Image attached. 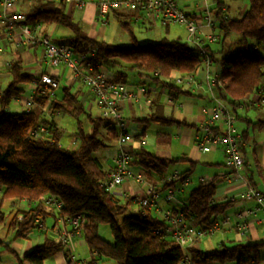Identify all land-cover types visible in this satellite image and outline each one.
<instances>
[{"label":"trees","instance_id":"16d2710c","mask_svg":"<svg viewBox=\"0 0 264 264\" xmlns=\"http://www.w3.org/2000/svg\"><path fill=\"white\" fill-rule=\"evenodd\" d=\"M246 1L247 8L244 12L239 17H232L223 13L222 0H211L214 3L213 15L216 22L215 40L224 42L230 34L236 40L219 51L218 57L206 44L203 45L212 62L219 66L218 77L223 83L220 91L233 114L245 96L264 93V56L255 50V46L264 45V0ZM65 8L66 2L63 0H35L25 13L24 23L67 28L70 35L61 37L60 41L75 55L85 56L79 65L82 72L96 73L99 66H104L115 72L110 81L122 83L126 74L117 68L120 62H124L131 69L142 72L150 81L160 82L173 90L175 95L189 94L173 83L170 74L173 71L182 75L196 73L203 62L194 47L178 39L167 38L140 44L132 32L128 14L119 15L118 22L128 34L129 44L119 45L93 39L78 21L66 13ZM135 11L141 20L146 21L140 16V11ZM5 70L9 74V80L0 87V226L11 215L7 229L13 231V239L16 240L27 238L34 229L36 232L40 231L39 224L43 225L42 221L48 213H55L64 222L81 213L87 218L81 237L88 249L95 252L96 257L86 263L66 257V264H99L101 258L112 260L116 264H180L183 252L164 232V220L154 215L155 211L151 209L138 206V209L130 210V202L137 201L136 198L118 196L105 184L108 172L103 170L93 153L104 146V140L99 134L102 126L107 133L111 131L113 137L117 136L115 123L101 115L91 117L78 93L66 85L58 88V83L54 88L39 90L34 95V105L30 109L11 112L8 110L11 102L24 94L27 84L37 77L23 71V63L16 51ZM75 79L84 85L79 78ZM91 94L96 103L94 94ZM47 102L53 110L70 115L76 120V148L63 147L59 143V131L41 115L40 110ZM86 117L92 124L89 131L84 130L81 123V119ZM151 119L164 124L171 121L163 117ZM37 126L45 127V132L36 136L30 132ZM130 153V165L145 173H160L165 167L164 158L153 155L142 146L131 148ZM189 171L180 175L188 174ZM217 183L215 178L201 182L179 199L188 209L187 218H191L196 226L212 224L232 204L228 200H214ZM173 184L169 182L164 187ZM182 194L185 193L182 192L177 197ZM43 197L57 199L61 203L59 208L43 205L39 201ZM7 198L24 200L28 209L5 211L3 202ZM18 213L22 214L20 220L17 219ZM37 218L39 222H36ZM100 223L109 226L112 243L98 235L97 225ZM156 228L160 232L156 233ZM258 247L254 243L230 240L212 250L190 247L189 253L192 264H263L264 258L258 256ZM10 250L17 264H44L48 255L62 249L45 235L42 243L35 245L21 257Z\"/></svg>","mask_w":264,"mask_h":264},{"label":"crops","instance_id":"0c3cea01","mask_svg":"<svg viewBox=\"0 0 264 264\" xmlns=\"http://www.w3.org/2000/svg\"><path fill=\"white\" fill-rule=\"evenodd\" d=\"M35 0H19L14 11L18 14H24L30 8ZM84 6L78 8L72 3H66V13L70 14L74 20L78 21L84 31L90 38L107 41L112 44L127 45L130 43L126 38H121L119 32L112 30L108 24L110 19L117 21L118 16L128 14V21L133 32L132 24L140 23L141 27L151 29V33L155 40L147 41L155 42L161 38L178 39L186 42L189 46L193 47L191 37L185 25L176 22H161L157 19L141 20L135 10L126 8L116 9L110 11L106 16V22L102 24L96 16V1L97 0H83ZM176 4L187 12L188 16L194 19L199 24L198 35L206 44L208 48L214 52L218 57L219 51L226 49L231 45L236 37L229 35L224 42L214 40L213 42L206 41V36L210 33L216 34L214 23V3L211 0H174ZM224 2L223 13L227 16L239 17L247 8L246 0H222ZM207 16L210 17L212 25L208 24ZM143 21V22H142ZM120 27V25H119ZM5 25H4V11L0 5V87H3L9 80V74L5 70L9 60L13 57V52L19 55L23 63V71L26 74L38 77L40 74L52 75L58 85H66L72 88L73 91L78 93L80 101L85 108L90 112L91 117H100V110L96 105L91 92L82 85L78 80L71 77V72L62 64L51 66L42 59V48L40 46H30L27 44L16 45V39L20 35V29L15 28L11 40L5 38ZM41 32L49 36L51 41L61 43V37L69 36L70 31L58 25L45 26L42 24ZM134 34V33H133ZM135 36V35H134ZM117 38L120 41H115ZM136 38V36H135ZM139 43V41L136 39ZM141 44V43H140ZM15 50V51H14ZM255 50L264 56V45L255 46ZM213 64L211 70H213ZM119 71L124 72L126 75L122 83L132 92V95L118 101V107L121 111L122 117L127 122V130L131 136L129 146L137 148L144 147L153 155L164 158L166 160L165 167L162 172L145 173L141 171L145 180L151 183H157L163 176H168L173 172L179 174L190 170L187 175L190 177V183L184 189L182 198L186 192L195 187L201 182L211 181L216 179L218 181L214 194L216 202L225 200L230 196H235L243 191L248 185H252L260 190L264 195V100L263 95L249 94L245 96L244 101L237 107L234 112L235 127L244 134L245 145L243 147L244 166L239 170V175H235L231 167L227 166L224 161V155L220 148L213 147L207 151H201L198 147V140L201 134L199 126L204 121L206 114L204 108L210 107L215 104L216 100L223 102L228 108L227 101L224 94L216 87L209 84L205 78V65L203 64L196 73L195 81L190 86H181L180 90L188 91L189 94H174L173 90H169L160 82L150 81L142 72L133 70L129 64L120 62ZM98 71L103 73L107 78L111 79L115 72L104 66H99ZM177 72H172L170 76H175ZM164 79H166L164 77ZM30 82L26 86L25 93L15 98L8 107L11 112H20L26 110L24 102L30 97L31 91L29 88ZM58 89H56L57 91ZM41 115L52 122L55 128L60 133L59 143L70 149L68 146L75 142V131L77 123L75 120L74 131L72 138L68 136L63 142V127L60 121V114L46 103L40 110ZM152 117H163L170 119L169 123H160L152 120ZM145 119V120H144ZM151 119V120H150ZM84 130L89 131L92 127L90 120L86 118L81 119ZM112 126V125H111ZM100 137L104 140V146L93 153V156L98 160L103 170L108 172L113 168V157L118 149V144L112 132L107 133L106 129L102 126L99 131ZM141 138L145 139L144 144H140ZM75 147L76 148V145ZM73 148V149H74ZM185 158V159H183ZM172 161H169L171 160ZM193 162L191 165L190 162ZM113 191L122 196L126 194L128 197L139 198L143 192L144 187L142 183L128 180L123 184L115 187ZM254 200H239L236 199L232 202L231 206L222 214L227 216L228 219L220 229L210 237H203L195 241L192 247L202 250H212L218 247L222 242L230 240L241 241L243 243L258 244L264 253V209L255 210L253 213L248 214L247 220L248 230L244 236H239L235 229V224L238 221L237 214L245 212L246 209H253L255 207ZM137 201H131L129 205L130 210L138 209ZM27 205L24 200H16L14 198H7L3 202V209L5 211H14L17 208H26ZM165 207V206H164ZM154 209H151V211ZM155 211V210H154ZM155 213V214H154ZM153 214L159 216L155 211ZM55 214V213H54ZM54 214L48 213L43 219L42 224L45 229L39 228L40 231L34 229L31 235L27 238L13 239V231L7 229L8 218L6 223L0 226V244L7 246V250H14L16 254L21 257L27 253L32 247L42 243L45 235L55 242L53 234L48 228L52 226L67 227L68 222H64ZM22 214H17V219H21ZM41 238H38V237ZM37 240L36 242L34 240ZM41 240V241H40ZM56 243V242H55ZM75 249L81 253L79 263H86L91 258L96 257L93 251H90L86 246L81 235L76 240ZM8 257L5 253H0V264H17L16 259H8L2 261V258ZM75 261V260H73ZM111 260L101 258L99 264H113ZM44 264H66V255L63 250L51 253L48 255ZM116 264V263H115Z\"/></svg>","mask_w":264,"mask_h":264},{"label":"built area","instance_id":"2783aa9c","mask_svg":"<svg viewBox=\"0 0 264 264\" xmlns=\"http://www.w3.org/2000/svg\"><path fill=\"white\" fill-rule=\"evenodd\" d=\"M19 0H0V5L4 11L5 38L11 40L13 30L20 29V35L16 39V45L27 44L30 46H40L42 48V59L51 66L62 64L71 72L72 78H79L80 81L92 92L96 99V104L100 110V115L104 118L111 119L117 129L116 142L118 149L113 157V168L107 173L105 184L109 190L123 184L128 180L143 184L144 192L136 198L141 208L154 209L159 213V217L164 220V232L171 237L183 252L180 264H192L189 248L193 246L195 241L206 235H212L217 232L221 225L228 219L222 215L218 220L209 225L196 226L192 219L187 218L188 209L180 202V195L186 186L190 183V177L187 174L180 175L176 171L168 176L161 177L158 182L151 183L145 180L141 171L130 165L131 153L129 142L131 136L127 130V122L121 115L118 107V101L123 98L130 97V92L123 83L110 81L103 73L82 72L79 68L80 62L84 59V55H75L71 49L63 44L51 41L48 35L41 32L42 24H26L24 23L25 15L15 13V5ZM37 1H53L61 0H37ZM66 3H72L78 8L84 6L83 0H63ZM130 9L140 11L142 19H157L161 22H176L185 25L189 36L192 39L194 48L200 55L205 65V78L209 84L220 90L223 83L219 79V66L212 62L211 57L203 48V41L199 38V24L190 18L186 11L181 9L174 0H97L95 9L97 19L104 24L107 14L116 9ZM208 24L211 26L212 21L207 16ZM216 34L210 33L206 36V41L213 42ZM1 49V47H0ZM213 64L215 67L211 70ZM177 72V71H176ZM170 78L176 84L181 86H190L195 81L193 74L182 75L178 73ZM57 86L56 79L49 74H40L37 79L30 82V97L24 102L26 110L34 105V95L39 91ZM264 105V100L262 101ZM206 117L199 126L201 131L198 147L201 151H207L213 147L222 150L224 161L227 166L231 167L235 175H239V170L244 166L243 147L245 139L241 132L235 127V115L221 101L216 100L215 104L203 109ZM45 132V127L37 126L31 130V134L39 135ZM141 145L145 143V139L141 138ZM169 182L174 184L166 186ZM123 197H128L126 194ZM231 200H254L255 207L246 209L245 212L237 214L238 221L235 224L236 232L239 236H244L248 230L247 215L255 210L264 209L263 193L252 185H248L241 191L237 197H228ZM43 205L58 209L60 202L53 197H43L39 200ZM165 206V207H164ZM189 219V220H188ZM39 222V219H36ZM87 222V218L81 214H75L68 220V226H52L48 228L53 234L54 240L61 246L67 258L79 261L80 256L75 249L76 240L81 235V230ZM39 228L45 227L39 224ZM155 232H160L159 228ZM95 254V252H93ZM81 261V260H80Z\"/></svg>","mask_w":264,"mask_h":264},{"label":"rangeland","instance_id":"374dc122","mask_svg":"<svg viewBox=\"0 0 264 264\" xmlns=\"http://www.w3.org/2000/svg\"><path fill=\"white\" fill-rule=\"evenodd\" d=\"M108 26L112 30H116V31L118 30L117 32H119L120 36H122L121 38H126L127 43H129L128 42V34L124 30H122L121 27H119L116 20L111 18ZM132 28H133V33L136 36V39L139 41V43L144 44L147 41L155 40L154 36L152 35L153 33H151V31H150L151 29H146V27H141L140 23H138V24L133 23ZM118 39L119 38H117L115 41H120ZM173 72H175V71H173ZM178 73H180V72H178ZM59 118H60V121H61V124L63 127V131H64L63 132V138H62L63 142H64V139L67 136L69 138H72V132L74 131V126H75V119L73 117H71L70 115H67V114L61 115ZM75 144L76 143L73 142V144H71L68 147L70 149H73L75 147ZM97 233L100 237H102L103 239H105L109 243L113 242V238H112L109 226L106 223H100L97 225ZM205 237H210V236L206 235ZM38 238H41V237L39 236ZM34 241L36 242L37 240L35 239ZM6 247L7 246H5L4 244H0V253L3 252L8 256V257L5 256V258H2V261L5 260L6 258H8V259L13 258V254L11 253V250H7ZM79 256L82 257L80 251H79ZM258 256L260 258H264V253L262 252L261 248H259V247H258ZM112 262H114V261H112ZM262 263L264 264V261H262ZM113 264H115V263H113ZM226 264H234V263L229 262Z\"/></svg>","mask_w":264,"mask_h":264},{"label":"bare ground","instance_id":"6f19581e","mask_svg":"<svg viewBox=\"0 0 264 264\" xmlns=\"http://www.w3.org/2000/svg\"><path fill=\"white\" fill-rule=\"evenodd\" d=\"M225 200H228V201H230L231 203L232 202H234L235 200H231V199H229V198H226ZM139 205V204H138ZM140 206V205H139ZM141 207V206H140Z\"/></svg>","mask_w":264,"mask_h":264}]
</instances>
